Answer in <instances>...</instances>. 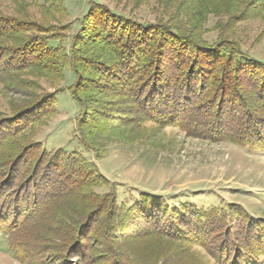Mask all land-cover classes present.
I'll use <instances>...</instances> for the list:
<instances>
[{"label": "trees", "instance_id": "1", "mask_svg": "<svg viewBox=\"0 0 264 264\" xmlns=\"http://www.w3.org/2000/svg\"><path fill=\"white\" fill-rule=\"evenodd\" d=\"M20 1L13 15L0 8V83L24 97L11 114L0 113V233L15 259L196 264L188 256L200 252L209 264H264V219L196 197L170 205L141 193L125 203L82 153L33 141L35 127L57 114L59 93L41 92L28 77L52 84L69 70L67 90L79 107L75 138L97 159L101 138L125 142L147 126L264 153V63L222 31L205 41L209 6L201 0H181L168 21L152 24L89 0L74 31L54 20L68 16L64 0H30L40 19ZM250 5L237 20L264 12V0Z\"/></svg>", "mask_w": 264, "mask_h": 264}, {"label": "rangeland", "instance_id": "2", "mask_svg": "<svg viewBox=\"0 0 264 264\" xmlns=\"http://www.w3.org/2000/svg\"><path fill=\"white\" fill-rule=\"evenodd\" d=\"M23 1L30 15L36 19L42 17L30 0ZM88 1L64 0L68 16L62 18L55 14L56 25L71 23L72 31L76 30L77 20L88 9ZM93 1L117 15L142 24L168 21L179 3H183L181 0ZM169 1H173L171 9L164 7V3ZM250 1H199L209 6L202 28L203 38L211 44L222 31L224 37L235 40L247 56L264 63V12L249 21L237 20L243 11L251 8ZM15 2L20 5L21 1L0 0V8L5 14L13 15L17 9ZM232 16L234 18H230ZM45 18L51 23L52 20L47 16ZM28 77L41 87V92L59 93L55 103L57 114L35 127L32 140L48 150L61 148L82 153L114 184L121 201L130 202L141 193L154 195L170 205L196 197V203L224 208L236 206L249 218L264 219V153L261 151L248 152L226 141L211 142L203 137L187 136L175 128L154 132L147 126L146 130L134 131L131 135L133 139L129 136L125 142L114 136L101 138L102 156L97 159L75 138L79 107L67 90L73 81L69 70H65L63 81L52 84L43 78L36 79L32 73ZM22 99L24 97L19 91L3 88L0 83V113L11 114V104H18ZM9 248V240L0 233V264H27L16 260ZM170 251L177 250L171 247ZM188 257L196 264H209L207 257L200 252Z\"/></svg>", "mask_w": 264, "mask_h": 264}]
</instances>
